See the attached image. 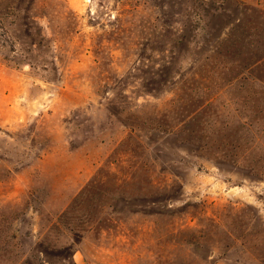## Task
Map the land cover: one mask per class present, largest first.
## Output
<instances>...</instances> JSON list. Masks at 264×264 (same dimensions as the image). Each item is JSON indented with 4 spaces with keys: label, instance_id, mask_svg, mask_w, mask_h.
<instances>
[{
    "label": "rangeland",
    "instance_id": "1",
    "mask_svg": "<svg viewBox=\"0 0 264 264\" xmlns=\"http://www.w3.org/2000/svg\"><path fill=\"white\" fill-rule=\"evenodd\" d=\"M0 264H264V0H0Z\"/></svg>",
    "mask_w": 264,
    "mask_h": 264
}]
</instances>
